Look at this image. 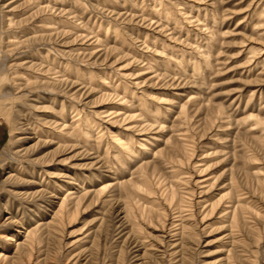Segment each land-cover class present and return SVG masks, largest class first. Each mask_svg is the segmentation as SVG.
I'll return each mask as SVG.
<instances>
[{
  "label": "rangeland",
  "instance_id": "1",
  "mask_svg": "<svg viewBox=\"0 0 264 264\" xmlns=\"http://www.w3.org/2000/svg\"><path fill=\"white\" fill-rule=\"evenodd\" d=\"M161 2L1 0L0 264H264V0ZM80 110L94 121L83 138L70 128ZM107 131L132 142L120 162ZM182 131L201 175L183 153L184 165L171 159ZM147 175L152 187L177 183L178 206L197 191L185 233L171 231L161 197L134 193ZM208 177L210 191L193 187ZM231 179V205L240 190L262 216H240L237 229L230 204L202 219ZM147 203L167 218L142 216Z\"/></svg>",
  "mask_w": 264,
  "mask_h": 264
},
{
  "label": "bare ground",
  "instance_id": "2",
  "mask_svg": "<svg viewBox=\"0 0 264 264\" xmlns=\"http://www.w3.org/2000/svg\"><path fill=\"white\" fill-rule=\"evenodd\" d=\"M161 1L162 0H159L160 3H162ZM0 3H1V0H0ZM46 8L47 9L44 8V12H47L46 14H48V12H52L51 11L53 9L52 7L51 8L46 7ZM39 9H42V8L39 7ZM38 12L41 13V10H39ZM38 12L37 11L32 12L28 17H30V19H31V18L37 16ZM164 12H166V13H164L166 20H167V18L169 19L170 18L169 15L172 12H168V10H164ZM42 19L43 18H41V20ZM1 21H3V18L0 16V23H1ZM8 21H9L8 22L9 25H7V26L9 28L12 23H11L10 20H8ZM29 21L30 20H26L25 24L29 23ZM1 26L2 25H0V29H1ZM14 26H15V24H12V27H14ZM46 29H49V28H46ZM80 36L82 38L86 37V36H83V35H80ZM22 42H24V41H22ZM21 44H22L21 42L18 43L17 47L19 45H21ZM9 47H11V45ZM11 49H15V48H11ZM259 52H260V50H258V49L249 48V50H248V54L253 55V56L256 55V54H259ZM48 62H50V61H48ZM67 68H69V67L67 66L65 68V71L67 70ZM50 72L51 71L48 70L45 73L48 74ZM50 79L53 82H55V83H63L64 82L63 80L61 81L58 78H54V77L50 78ZM18 86L19 85H17V87ZM124 87H126V86H124ZM6 102H7V99H5L4 96H0V109L4 108L3 105ZM82 111L83 110L77 111L76 112L77 115L80 116L82 114ZM103 114H106V115L104 117H102V118H108V117H110L112 115V114H109L107 112H99V113H97V116H99V115L101 116ZM113 114H115V113H113ZM81 117H82V115L80 116V118ZM125 118L124 119L121 118L122 122L125 121ZM126 119H129V118H126ZM108 121H111V120L109 119ZM93 122L94 121L91 120V118H89L88 116H84L83 115L82 120H78L79 124H72V127H70V128H72V130L75 132L76 137H82L83 138V137L86 136V134H84V135L82 134L81 130L79 129L80 125L83 124L85 127H88ZM140 124H144L143 126H141L140 131H143V132L147 131L148 132V131H151L153 129V125L149 124L148 120H143L142 123H140ZM36 128H37V131L41 130L40 127H36ZM63 128H67V127L65 125H63ZM13 131H14V129H12L11 132H13ZM111 135H113V134H110L109 131H107L108 139L112 142V144L114 146H116V147H113L114 149L117 150V154L114 157H115V159L118 162H120V156L123 155L124 152H127V153L130 154L128 145H131L132 142L130 141L131 143L130 142L124 143V142H122V138L118 137V135L112 136V137H111ZM178 136H180L179 142H180L181 145L178 147L177 151H175L174 153H173V151H171V153H172V158L171 159L174 160L177 163V166L178 165L182 166V165H184V160H180L179 159V160L176 161L175 160V155H177L178 152L183 153V155L187 158L185 165L190 166L191 169H193L196 173H198V175H201V173H203L205 171L204 169H200L199 168V167L203 166V165L200 164L201 162L198 161V162H194V163L191 162L190 163V161H192L195 158L194 157L195 156L194 148L192 146L189 147V144H192L191 142L193 141V138L189 137V133L187 131H182L181 133H179ZM67 137H69V135H67ZM65 139H67V138H65ZM142 142H144L146 145H151L149 141H146V139L142 140ZM141 147L142 148H146L145 145H142V144H141ZM129 156H131V155H129ZM191 164H193V165H191ZM23 174H24V176L27 175V174L25 175L24 172H23ZM171 174H174V175L171 176V178L176 180V182L178 184H179V181H180L181 183L189 185V180H190L189 178H188V180H187V178L186 179L185 178H181V177L178 178L179 176H186L187 174L183 173V174H179L178 175L177 172H171ZM158 176L160 178L162 177V176H160V174ZM210 179L211 178L208 177V178L202 179L200 181L196 180L194 182V184H193V187H197V186L201 185L200 188H197V189L198 190L206 189V192H208L214 187L215 182H216V181L210 182ZM157 182H158L157 185H155V187H152L150 185V183H149L148 175L144 176L143 177V181L140 182L139 186H136L134 193H138V194H140V196H144V197L145 196L152 197V198H147V197L146 198L147 199H153V201L156 200L154 198L155 196L156 197H161V200L164 202L163 205L166 206L168 209H172L171 210V214H172V218L174 219V221L170 224L171 225L170 229H173L171 231L180 230V232H179L180 234L181 233L182 234L185 233L187 228H188L187 225H185V223L188 222L187 219L195 218L194 214L191 212L192 209L194 207L200 205L198 202H193V198H194L195 195H197V191L195 192V189H192V188L186 189V193H187L186 195H188L189 197L188 198L187 197L186 198H181V200L185 199L186 202L182 206L181 205L178 206L177 202L179 201L178 199L180 197V194H179L180 190H178V188L176 186L178 184L175 183L173 185L172 182L163 184V182H160V180H157ZM203 184H205V185H203ZM108 187H111V186H106L104 188L108 189ZM234 187H235L234 186V181H233V179H231L230 183H229L230 191H228L226 193H223L214 203L209 204V206H208L209 210H206V209L204 210V207L201 208V210H203L202 219L212 216L215 213L216 209H218V207H222L223 206L222 204H225V203L226 204H230V205H226L222 209V212L224 213L223 216H225V217L227 216V218L230 219V228L231 229H233V228L237 229V226H238V221L237 220H238V218L240 216H244L245 217L247 215L248 218H250V220H251L252 219L251 218V214H253L254 217H256V218H262L260 210L258 208H256L252 204H249V202L243 203V204L240 203V201H242L244 199V198L241 199L242 198L241 197L242 194H240L241 193L240 190L238 191V195L236 196L237 197L236 200H237L238 204L231 205V201L233 200L232 199V193L234 192L233 191ZM154 190H156V193H155ZM226 190H228V188ZM202 193H203V191L199 192V194H202ZM72 194H73V192H71L70 190H66V196L63 198V200L60 203V207H59L58 213L61 212V214H62L63 211L65 213L69 212L68 205H70L72 203V202H70L72 200V198H71ZM80 201H81V198L80 199L78 198L77 202L75 204L79 205ZM224 201H226V202H224ZM181 202H183V201H179V203H181ZM157 205L156 204H152V203H147L148 207L144 206V209L142 210V216H148V217L155 216L160 221L162 219L165 220L167 218L166 211L164 210L162 205H158V207H156ZM137 206L139 207V209H141V205H137ZM7 210L10 211L11 207L7 208ZM228 215H229V217H228ZM162 224H163V222H162ZM189 227H192V224L189 225ZM32 238H33V233L26 232L25 239H31L32 240ZM27 248H29L28 245H27Z\"/></svg>",
  "mask_w": 264,
  "mask_h": 264
}]
</instances>
